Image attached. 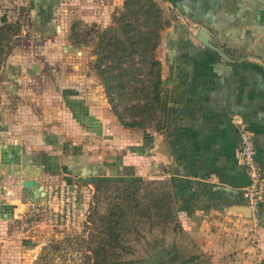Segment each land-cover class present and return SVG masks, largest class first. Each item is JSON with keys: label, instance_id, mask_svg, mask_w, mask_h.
<instances>
[{"label": "crops", "instance_id": "0c3cea01", "mask_svg": "<svg viewBox=\"0 0 264 264\" xmlns=\"http://www.w3.org/2000/svg\"><path fill=\"white\" fill-rule=\"evenodd\" d=\"M68 1L40 0L39 7L53 6L51 19L56 21ZM123 1L79 0L83 7H91L84 16L91 14L98 21L100 14L114 11ZM159 2L172 12L174 22L162 37V107L154 130L146 134V171L153 173L159 165L188 235L217 264H255L264 260V201L254 214L244 193L249 177L237 155L245 127L254 133L264 174V0ZM65 89L71 94L67 110L76 129L104 133L91 100L77 87ZM32 133L0 134V264L23 263L28 257L22 252L25 235L15 224L42 199L45 180H83L105 170L99 169L100 160L76 155L81 133L67 131V138L56 126ZM69 138L74 151L66 157ZM132 155L128 153L127 163L134 165L137 157ZM63 164H69L66 172ZM81 164L86 166L78 169ZM91 165L98 170L89 169ZM26 178L42 185L26 189L22 187ZM42 237L37 230L32 243L38 247Z\"/></svg>", "mask_w": 264, "mask_h": 264}, {"label": "rangeland", "instance_id": "374dc122", "mask_svg": "<svg viewBox=\"0 0 264 264\" xmlns=\"http://www.w3.org/2000/svg\"><path fill=\"white\" fill-rule=\"evenodd\" d=\"M39 1L0 0V27L22 23L20 37L12 44L10 55L3 59V52H0V134L8 132L13 136H32V131L37 134L41 127L47 129L56 126L67 138V131H77L79 135L81 132L76 129L75 123L70 122L67 110L71 103L68 102V96L71 94L63 92L66 87H77L82 96L91 100L104 133L101 130H94L97 134L81 133L78 137L80 145L75 149L76 155L88 154L92 156L90 159L100 160L103 165L99 169L105 170L104 173L101 171L97 176L83 180L80 177L76 180L50 176L45 180L44 196L33 203H43L51 185H71L79 198L76 223L70 227L54 226L42 207L38 204L30 205L14 223L16 229L25 235L22 252L28 257H23V263L14 264H87L89 260L86 256L92 255L88 242L97 233L96 228L99 229L103 220L112 212L122 214L125 221L118 228L125 250L122 255L119 252L115 255L122 256L123 261L148 257L151 253L150 244L156 240L160 246L178 244L180 252L188 256L200 254L202 261L199 264H217L212 255L202 251L197 240L188 235L179 215L181 230H177L173 221L166 224L162 218L167 208L165 198L161 199L166 192L167 186H164L167 179L162 177L159 165L156 171L147 173L144 159L147 131H153L156 124L147 123L145 129L124 126L114 113L106 87L94 67L98 42L96 33L113 24V16L124 8L125 0L114 11L105 13L103 17L100 14V21L91 14L85 17V11L91 7L87 4L83 7L79 0H69L63 5L55 21L51 19L55 15L54 7H39ZM156 1L163 10L164 18L170 22L162 32L163 37L174 22V16L162 7L159 0ZM76 24L80 26L78 28L77 25L73 30ZM94 25L97 28L92 29ZM75 32L78 36L72 37ZM161 43L157 49L158 58L163 51ZM127 104L125 102L120 106L122 112ZM98 127L96 125L93 128ZM67 145L63 153L66 157L73 155L74 151L70 138ZM129 152L137 157L134 165L127 163L130 160V156L127 157ZM68 165L63 164L65 172L69 169ZM82 166L86 165L81 164L78 169ZM96 166L91 165L89 169L98 170L92 168ZM99 179L107 181V185L97 189L96 180ZM133 179L134 182H130ZM17 184L21 186V179ZM37 230H41L43 236L38 247L31 239ZM16 248L19 255L17 258L21 259V247ZM115 256L110 258L114 261Z\"/></svg>", "mask_w": 264, "mask_h": 264}, {"label": "trees", "instance_id": "16d2710c", "mask_svg": "<svg viewBox=\"0 0 264 264\" xmlns=\"http://www.w3.org/2000/svg\"><path fill=\"white\" fill-rule=\"evenodd\" d=\"M77 25H74L73 30ZM169 25L156 0H125L124 8L113 16V24L96 33L98 42L94 67L106 87L114 113L128 128L145 129L147 123L155 125L159 118L164 81L157 49L163 30ZM94 28L97 26H92ZM21 30L20 22L0 27V52H3V59L10 55L12 44L20 37ZM74 36L78 34L75 32L72 34ZM125 102L128 104L122 112L120 106ZM106 182L103 179L96 180V188L107 185ZM166 186L161 199L165 198L167 208L162 218L166 224L173 221L177 230H181L174 194L168 181L164 188ZM122 217V214L112 212L103 220L101 227L96 228L97 233L88 242L92 255L86 256L89 260L87 264H199L202 261L200 254L188 256L183 253L184 256L178 244L160 246L156 240L150 244L151 253L148 257L123 261L122 256H115L117 252L122 255L125 250L122 234L118 232L120 225L125 222ZM122 230L124 232V228ZM114 256L113 261L111 258Z\"/></svg>", "mask_w": 264, "mask_h": 264}, {"label": "built area", "instance_id": "2783aa9c", "mask_svg": "<svg viewBox=\"0 0 264 264\" xmlns=\"http://www.w3.org/2000/svg\"><path fill=\"white\" fill-rule=\"evenodd\" d=\"M241 142L238 149V162L247 171L249 184L245 188V197L248 206L255 214L264 201V174L257 158L254 133L242 127L240 130ZM42 207L49 222L54 226L70 227L75 225L79 213V198L74 187L68 184L50 186L47 198L43 203H32ZM255 264H264L258 260Z\"/></svg>", "mask_w": 264, "mask_h": 264}, {"label": "water", "instance_id": "95a60500", "mask_svg": "<svg viewBox=\"0 0 264 264\" xmlns=\"http://www.w3.org/2000/svg\"><path fill=\"white\" fill-rule=\"evenodd\" d=\"M22 185L26 189L36 188L40 185L39 181L34 178H26L22 181Z\"/></svg>", "mask_w": 264, "mask_h": 264}]
</instances>
